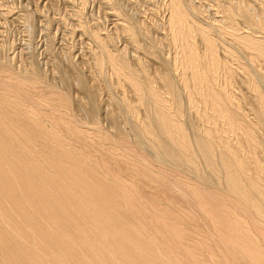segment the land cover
Here are the masks:
<instances>
[{
	"label": "bare ground",
	"instance_id": "1",
	"mask_svg": "<svg viewBox=\"0 0 264 264\" xmlns=\"http://www.w3.org/2000/svg\"><path fill=\"white\" fill-rule=\"evenodd\" d=\"M64 1L93 47L75 48L79 62L72 45L47 48L54 83L38 60L15 65L3 38L53 0H0V264H264V0H211L208 19L200 0H163L153 29L172 56L123 2L96 0L117 17L111 31L80 19L86 0ZM85 57L113 72L99 73L106 97L86 85Z\"/></svg>",
	"mask_w": 264,
	"mask_h": 264
},
{
	"label": "rangeland",
	"instance_id": "2",
	"mask_svg": "<svg viewBox=\"0 0 264 264\" xmlns=\"http://www.w3.org/2000/svg\"><path fill=\"white\" fill-rule=\"evenodd\" d=\"M7 1H9V0H6V4L7 5H11V4H8V3H12L13 1V3H12V5H11V7L12 8H14L15 6V10H18L19 9V7H21V5L22 6H27V8L28 9H32V8H34L35 7V0H11L10 2H8L7 3ZM55 1L56 0H53V3L50 5V6H48V5H46V8H42V10H43V12H42V10H41V13H39V16L37 17L36 15V20L37 21H35V25H34V28L33 27H30V28H27V29H30V30H27V29H23V28H21L20 26V24H19V26H18V24L16 25V24H11V23H7V24H5V27H6V30L4 29L5 27H2V30H5V31H3V33H5V34H3V38H5V37H7L8 38V40H7V38L5 39L6 40V42L8 43V41H9V43L11 42V44L12 45H14L15 44V46H12L11 48H12V50L10 49V47L9 48H7L9 51H15L14 52V54H13V58L14 57H16V58H14V62H18L17 64H15V65H18V66H21V64L22 63H24L25 62V64L26 65H24V64H22V65H24V66H28L29 64L28 63H30L29 61H30V59L29 58H31V62H33V63H35V60H36V62H37V60H38V63H40V64H38V63H36L37 64V66L38 65H40L41 67H40V69H41V71H43V73H47V76L45 75V74H43V76H44V78L43 79H45L46 77L47 78H49V76L48 75H50L51 77L49 78L51 81H53L54 80V83L57 81H55V79H58V74H56L55 72H54V70H55V68H53L54 70L51 72L50 71V67L49 66H51V64H53V66H55L54 65V62L52 63V61H53V54L55 53V54H57L56 53V51L59 53L60 51H63L65 48H67V45H72L73 47H74V51H73V53L74 54H72L73 56L71 57V58H73L72 60L73 61H75V62H79V60H81L82 58H79L80 56L77 54V53H75V48L77 49L76 50V52L78 51V49L80 50H82L83 49V51H86L87 49H88V47H90V46H92L93 45V43H92V41H90L88 38H86L83 34H80L79 35V32H81L79 29H80V26L78 25V24H76L77 23V18H75V15H74V17H73V13L72 12H70L71 11V7L73 6L71 3H69L68 2V4H67V2H65L64 0H57L56 1V3H55ZM118 1V3H120V1H121V3L123 2V4H121V6H122V9L123 8H125V11L127 10V13H129L130 15L129 16H132L133 18H135V19H137V18H139V20H140V18H141V20L143 21V22H147V25L149 26V31H150V38H152V40H154V41H158V43H157V46L159 47V49H160V52L163 54V55H168V56H172L173 55V52L175 51V45H174V43L173 44H171V43H169V41L166 39V38H164V36L161 34V33H158V32H156V31H154V29L153 28H157V24L156 23H158L159 22V17H160V14L162 13V9H161V4H162V1L163 0H148V2H147V0H131V1H128V0H117ZM127 2V4L126 3H124V2ZM160 1V2H159ZM206 1L207 0H200L199 2L200 3H202L203 4V6H202V4H201V6L203 7V8H205V11L206 12H204L203 11V15L206 13V15H204L205 16V19L207 18H210L212 15H211V10L209 9L208 10V6L209 5H211V3H213L211 0H208L207 1V3H206ZM210 1V2H209ZM93 2V3H92ZM137 2V3H136ZM4 3H5V0H4ZM20 3V4H19ZM34 3V4H33ZM25 4V5H24ZM148 4V5H147ZM207 4H209V5H207ZM52 5H54V6H52ZM67 5H68V7H67ZM39 6L41 7L42 5L41 4H39ZM48 6V7H47ZM65 7V8H63V7ZM124 6H126V7H124ZM207 6V7H206ZM149 7L150 8H152V9H149ZM201 7V8H202ZM211 7V6H210ZM74 8V7H73ZM134 8V9H133ZM73 10H75V8L73 9ZM72 10V11H73ZM108 10H109V8H108ZM107 10V8L105 7V4H103V5H101V4H99V3H97L96 2V0H88V2H87V0H86V2H85V7H84V9H83V11H82V13H81V15H79L80 16V19L81 20H83L84 19V21H88V23L87 24H90V23H93V22H96L97 24H98V26L100 25V27H103V26H106L107 28H108V30H111L112 31V29H113V27H112V23H110L112 20H117V17H114V16H112V15H110L109 13H108V15H107V17H105L106 15H105V12L106 11H108ZM124 10V9H123ZM143 10V11H142ZM145 10V11H144ZM150 10H151V13H150ZM155 10V11H154ZM158 10V11H157ZM155 13H154V12ZM208 11V12H207ZM37 12V11H36ZM103 12V13H102ZM138 12H139V14H138ZM153 12V13H152ZM132 13V14H131ZM148 13V14H147ZM157 13V14H156ZM134 14V15H133ZM143 14H145V15H143ZM156 14V15H155ZM207 15H209L208 17H207ZM82 16V17H81ZM88 16V17H87ZM143 16H145V17H143ZM46 17H47V19H46ZM61 17H62V19H61ZM84 17V18H83ZM87 17V18H86ZM91 17V18H90ZM143 17V18H142ZM45 20H44V19ZM71 18V19H70ZM74 18V19H73ZM83 18V19H82ZM151 18V19H150ZM39 20V21H38ZM76 20V21H75ZM91 20V21H90ZM50 21V22H49ZM149 21H151V24L149 23ZM40 22L41 24H38V23ZM42 22H44V23H42ZM76 22V23H75ZM145 22V23H146ZM9 24V26H8V28H7V25ZM45 26H44V25ZM74 26H73V25ZM13 25V26H12ZM39 25H41V26H39ZM65 25V26H64ZM75 25H76V27H77V29H76V31H75ZM146 25V24H145ZM153 25V26H152ZM12 26V27H11ZM14 26L15 27H17V29L16 28H14ZM64 26V27H63ZM69 26V27H68ZM78 26H79V28H78ZM109 26V27H108ZM37 27H39L38 29H37ZM43 27H44V29H43ZM12 30H11V29ZM31 28L33 29V30H31ZM66 28V29H65ZM20 29V30H19ZM44 31H43V30ZM10 30V31H9ZM17 32V33H14L15 31ZM18 30V31H17ZM24 30V31H23ZM72 30H74L75 32V34H73L72 33V35H76V36H72V35H70L71 34V32H72ZM79 31V32H78ZM157 31H160L159 29L157 30ZM26 32H30V33H26ZM6 33H7V35H6ZM43 33V34H42ZM67 33V34H66ZM28 35V36H26V35ZM30 34V35H29ZM39 34V35H38ZM48 34V35H47ZM65 34V35H64ZM4 35H5V37H4ZM14 35V36H13ZM43 35H45V36H43ZM52 35V36H51ZM80 36V39H79V36ZM29 36L30 37H32V40L30 39V40H27V38L29 39ZM51 38H49V37ZM54 36V37H53ZM66 36H68V37H66ZM10 37V38H9ZM27 37V38H26ZM26 38V39H25ZM34 38V39H33ZM16 40H17V42H16ZM25 42H28V43H25ZM14 41V42H13ZM19 41V42H18ZM23 41V42H22ZM48 43V42H50V44H49V46H48V44L46 43V42ZM53 41V42H52ZM121 41H123V42H125V40H123V39H121L120 41H117V43L118 44H124V43H121ZM30 42V43H29ZM33 42V43H32ZM21 43V44H20ZM23 43V44H22ZM46 43V44H45ZM53 43V44H52ZM65 43V44H64ZM29 44V45H28ZM30 44H32L33 45V47H32V49H33V51H35V52H31V50L32 49H30L31 47L30 46H32V45H30ZM36 44V45H35ZM58 44V45H57ZM67 44V45H66ZM46 45V46H45ZM8 45H6V46H4V48H5V50H2V53L3 52H9V51H6V47H7ZM28 46V47H27ZM71 46V47H72ZM88 46V47H87ZM128 46H130V44L128 45ZM30 47V48H29ZM43 47L44 48H50V49H52L53 51H52V53H50V57H47V56H49V51H51V50H49V49H43ZM83 47V48H82ZM93 47V46H92ZM20 48V49H19ZM22 48V49H21ZM29 48V49H28ZM41 48V49H40ZM87 48V49H86ZM130 48V47H129ZM14 49V50H13ZM26 49H27V51H26ZM35 49V50H34ZM62 49V50H61ZM86 49V50H85ZM19 50V51H18ZM22 50H24V51H22ZM49 50V51H48ZM130 50H132V48L130 49ZM171 50V51H170ZM25 51L26 52H30L29 54H27V53H25ZM48 51V52H47ZM55 51V52H54ZM19 52L22 54H19ZM60 53H62V52H60ZM59 53V54H60ZM4 54V53H3ZM2 54V55H3ZM24 54H26V55H24ZM142 54V53H141ZM141 54H138V55H141ZM31 55L34 57H31ZM76 55V56H75ZM142 56V55H141ZM22 57V58H21ZM39 57V58H38ZM75 57V58H74ZM143 57H145L148 61H150V62H148L145 58V60L147 61V64L148 63H151V60L152 59H150L149 58V56L147 57V56H143ZM86 58V57H85ZM27 59V60H26ZM40 59V60H39ZM15 60H17V61H15ZM21 60H23V61H21ZM46 62H45V61ZM84 60H87V58L86 59H84ZM91 60V59H90ZM86 61V62H83L82 64H81V67H80V71L82 72V74L85 76V83H86V85H88L89 83H92L91 84V86H93L94 87V89H95V92L97 91H99L100 93L102 92V97H106L105 96V92H106V89L104 88V81H103V78H102V76H100L99 75V73L101 72V71H103V75L105 76V74L109 71L110 72V70L107 68V67H105L104 68V66L102 67V69H101V71L100 72H97V70L96 71H94L95 69L91 66V64L89 65V63L88 62H91V61ZM20 61V62H19ZM40 61V62H39ZM48 61V62H47ZM28 62V63H27ZM45 62V63H44ZM20 64V65H19ZM48 64V65H47ZM39 67V66H38ZM45 67V68H44ZM48 69H47V68ZM52 68V67H51ZM147 68V70H149L150 71V75L151 76H154L155 77V79H156V77H158V74H160V70L158 69V68H155L154 67V65H151V64H148V67H146ZM44 69V70H43ZM48 71H47V70ZM92 70V71H91ZM90 71V72H89ZM105 71V72H104ZM50 72V73H49ZM92 72H93V74H92ZM95 73V74H94ZM102 73V72H101ZM105 73V74H104ZM112 73L113 72H111V73H107L106 74V76H109V80H114V77L112 76ZM68 74V73H67ZM110 74H111V76L112 77H110ZM71 75V74H70ZM93 75V76H92ZM114 75V74H113ZM56 76V77H55ZM70 77V76H69ZM72 77V76H71ZM70 77V78H71ZM102 79H101V78ZM53 78V79H52ZM89 80V81H87V79ZM94 80H93V79ZM105 78H107V80H108V77H105ZM112 78V79H111ZM49 79H45L44 81H46L47 80V82L48 81H50ZM112 80V81H113ZM50 81V82H51ZM92 81V82H91ZM46 82V83H47ZM101 83V85H100V83ZM88 83V84H87ZM95 84H97V85H95ZM103 84V85H102ZM113 85V84H112ZM73 86V88L70 86V93L71 94H73V95H76L77 94V97H79V98H81L82 97V94H81V92H80V90H78V88L77 89H75L76 87L74 86V85H72ZM89 86V85H88ZM90 86V87H91ZM99 86L101 87V89H99ZM114 86H115V84H114ZM98 87V88H97ZM102 87L104 88L103 90H102ZM116 87V86H115ZM119 86H117V88H118ZM92 88V87H91ZM77 90V91H75V90ZM93 89V90H94ZM120 89V87L117 89V93H118V90ZM74 90V91H73ZM115 91V93H116V88L114 89ZM104 91V92H103ZM77 92V93H76ZM98 92V93H99ZM243 92V91H242ZM100 93H99V95H100ZM247 93V92H246ZM240 94H241V92H240ZM240 94H237L238 96H240L239 98H241V96L242 95H244V96H247L248 95V93L247 94H245V92H243L241 95ZM100 95V96H101ZM248 97V99H246V97H243L242 96V98H245V100L243 99L242 100V98H241V104H243V103H245L246 104V101L248 100L249 102H250V98H249V96H247ZM245 101V102H244ZM251 103V102H250ZM253 103V102H252ZM245 104L242 106V108L243 109H248V107H249V109H250V104L249 103H247L249 106H246L245 107ZM246 104V105H247ZM252 105V104H251ZM71 107H73V106H71ZM72 109V108H71ZM77 109H75V107L73 108V110H72V113H73V111H74V115H76L77 117H78V113H76L77 111H76ZM243 111H245V110H243ZM251 111V112H250ZM247 110V111H245L246 113H250V114H254L253 113V111L252 110ZM79 113H81V111L79 112ZM249 113L247 114V115H249ZM254 116H255V114H254ZM193 117H194V114H193ZM253 118V122H254V119H256V116L255 117H253V116H248V118ZM79 119L81 120V122L85 119L84 117H82L81 115H79ZM87 120H84V122H86ZM98 125H100L102 128H101V130L103 131H106V130H109V129H111V125L109 124V122L108 121H106V122H104L105 120H104V118H101V115L100 116H98ZM103 121V122H102ZM83 123V122H82ZM119 123V122H118ZM106 124V125H105ZM108 125V126H107ZM119 125H121V123H119ZM104 126H107V129L105 130V127ZM122 126V125H121ZM124 127H125V129H124V131L126 132V131H128V130H126V126L124 125ZM155 164V167H156V169H158V167H160V168H162V166H164V165H159V164H156V163H152V164H150V166L152 165H154ZM155 167L153 166L152 168L153 169H155ZM174 172V171H173ZM169 173V175H170V173L171 172H168ZM168 173H166V174H168ZM175 173V172H174ZM174 173H171V174H173L176 178H181L183 181H187V182H190V183H193V181H192V179L190 178V175H189V177H188V175L187 174H183L182 173V175H178V174H180V173H178L177 175L176 174H174ZM173 175H171V177L170 178H172V177H174ZM179 176H183V177H179ZM185 176V177H184ZM186 178H187V180H186ZM191 180H190V179ZM190 180V181H189ZM141 182H143V183H145V185H147L148 183H146L147 181H141ZM144 186V185H143ZM148 187L150 188V189H148ZM146 192H148V191H152L153 193H155V194H157V195H159L157 192H155L154 191V189H153V187H152V185H150V184H148L147 186H144V188H143ZM161 195V194H160ZM173 198H175V197H173ZM173 198H171L172 199V203H174L176 206L178 205L179 207L181 206V208H183V209H185V207H182V205H181V202L180 201H177V199L175 198V200H173ZM163 200V199H162ZM177 203V204H176Z\"/></svg>",
	"mask_w": 264,
	"mask_h": 264
}]
</instances>
